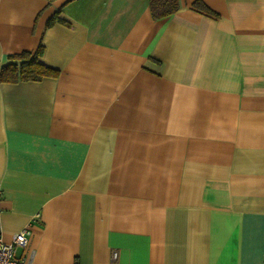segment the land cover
Masks as SVG:
<instances>
[{
	"label": "crops",
	"instance_id": "0c3cea01",
	"mask_svg": "<svg viewBox=\"0 0 264 264\" xmlns=\"http://www.w3.org/2000/svg\"><path fill=\"white\" fill-rule=\"evenodd\" d=\"M0 0V227L29 264H264V0ZM53 21L48 24V21Z\"/></svg>",
	"mask_w": 264,
	"mask_h": 264
},
{
	"label": "trees",
	"instance_id": "16d2710c",
	"mask_svg": "<svg viewBox=\"0 0 264 264\" xmlns=\"http://www.w3.org/2000/svg\"><path fill=\"white\" fill-rule=\"evenodd\" d=\"M193 6L209 11L200 0H194ZM149 7L153 18H161L173 13L179 7V0H149ZM53 19L48 21L50 24ZM42 52L39 43L34 52L23 50L8 56L7 61L0 64V82L15 83L21 80H40L47 76H56L58 70L38 60Z\"/></svg>",
	"mask_w": 264,
	"mask_h": 264
},
{
	"label": "built area",
	"instance_id": "2783aa9c",
	"mask_svg": "<svg viewBox=\"0 0 264 264\" xmlns=\"http://www.w3.org/2000/svg\"><path fill=\"white\" fill-rule=\"evenodd\" d=\"M29 228H23L14 232L9 241L3 239L0 227V264H29V262L16 256L18 247L24 248L27 245V235ZM117 251L112 250L110 253V264H117Z\"/></svg>",
	"mask_w": 264,
	"mask_h": 264
}]
</instances>
